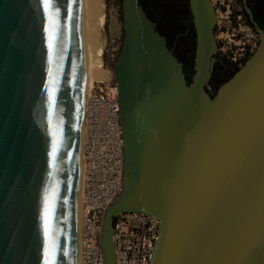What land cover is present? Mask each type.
<instances>
[{"label":"water","instance_id":"1","mask_svg":"<svg viewBox=\"0 0 264 264\" xmlns=\"http://www.w3.org/2000/svg\"><path fill=\"white\" fill-rule=\"evenodd\" d=\"M242 2L260 43L211 96V0H188L191 79L139 0H122L125 171L106 264L127 212L159 219L150 264H264V29ZM88 50L86 0H0V264H81Z\"/></svg>","mask_w":264,"mask_h":264},{"label":"built area","instance_id":"2","mask_svg":"<svg viewBox=\"0 0 264 264\" xmlns=\"http://www.w3.org/2000/svg\"><path fill=\"white\" fill-rule=\"evenodd\" d=\"M241 17L237 16L235 34L240 35V39L226 52L227 58L239 65L256 51L261 39L260 34ZM93 99L88 113L91 133L87 146L89 167L83 264H105L102 261L104 251L100 246L101 222L107 205L119 192L118 149L116 135L109 124L114 110L107 86L99 84ZM152 215L125 213L114 219L113 242L117 264H150L159 226L155 215Z\"/></svg>","mask_w":264,"mask_h":264},{"label":"rangeland","instance_id":"3","mask_svg":"<svg viewBox=\"0 0 264 264\" xmlns=\"http://www.w3.org/2000/svg\"><path fill=\"white\" fill-rule=\"evenodd\" d=\"M164 9L169 11L170 26L172 33L169 34V44L173 47L174 53L183 62L185 73L188 79H191L194 74V55L196 45V34L192 22V14L190 11L188 0H158ZM249 7L256 15L262 19L264 29V0H247ZM140 4L145 9L148 17L152 20L153 6L155 0H139ZM215 11L219 14V19L215 26V38L217 50L214 55L215 63L213 65L212 75L206 89L213 96L217 89L235 72L241 68L244 63L250 58L244 59L241 65L234 63L227 58L226 52L229 51L230 45L238 42L240 35L236 36L237 32V16L241 15L242 20L253 27L249 16L244 9L242 0H211ZM109 13H114L120 24L123 22L122 0H108ZM112 10V11H111ZM110 17V15H109ZM254 28V27H253ZM159 30V29H158ZM116 31V30H115ZM164 34V29L159 30ZM114 46H110L106 50L107 63L114 66L117 57L122 48L124 29L115 32ZM165 35V34H164Z\"/></svg>","mask_w":264,"mask_h":264},{"label":"bare ground","instance_id":"4","mask_svg":"<svg viewBox=\"0 0 264 264\" xmlns=\"http://www.w3.org/2000/svg\"><path fill=\"white\" fill-rule=\"evenodd\" d=\"M108 0H86V30L89 41V50L87 58V68H86V85H85V126H84V188L82 195V211H81V264H83V242H84V227H85V216L87 212V207L85 204L86 188L88 181V142L89 134L91 133L90 118L88 113L91 109V99L94 100L95 89L99 84L106 85L107 90L111 96V106H113L114 116L113 119L109 121L112 130L116 135L117 149H118V175H119V192L120 195L124 187V151H123V129L120 123V102H119V84L117 80L116 70L114 66H110L106 59V50L110 46H114L115 32L121 29L122 23L118 21L114 13H109ZM216 10V9H215ZM112 11V10H111ZM110 15V17H109ZM217 21L219 14H217ZM116 30V31H115ZM216 35V34H215ZM216 39V38H215ZM116 66V62H115ZM116 195L117 197L119 195ZM114 197L111 202L107 205L103 213L101 233L103 230V220L104 215L108 207L115 201L117 197ZM129 213H140V212H127ZM125 214V213H122ZM121 215V214H119ZM118 215V216H119ZM154 215V214H153ZM152 215V216H153ZM117 216V217H118ZM157 220V225L159 223L158 217L155 215ZM116 218V217H115ZM114 218V219H115ZM159 230V226H158ZM100 246L101 237H100ZM103 248V247H102ZM116 256V252H115ZM105 256H102V261L105 263ZM117 264V261H115ZM151 263V262H150ZM106 264V263H105Z\"/></svg>","mask_w":264,"mask_h":264},{"label":"flooded vegetation","instance_id":"5","mask_svg":"<svg viewBox=\"0 0 264 264\" xmlns=\"http://www.w3.org/2000/svg\"><path fill=\"white\" fill-rule=\"evenodd\" d=\"M153 14H152V20L156 23V27L157 29L161 30V28L164 29V36L167 39L168 42V46L170 48H173L170 44H169V34L172 33V28L170 26V15H169V11L167 9H164L162 4L160 3V1L155 0L154 2V6H153ZM253 18L254 20L259 24L260 27L263 26L262 24V19L259 15H256V13L253 12Z\"/></svg>","mask_w":264,"mask_h":264},{"label":"snow or ice","instance_id":"6","mask_svg":"<svg viewBox=\"0 0 264 264\" xmlns=\"http://www.w3.org/2000/svg\"><path fill=\"white\" fill-rule=\"evenodd\" d=\"M48 3V0H45V4H47Z\"/></svg>","mask_w":264,"mask_h":264}]
</instances>
